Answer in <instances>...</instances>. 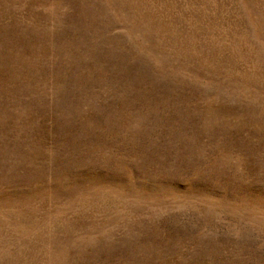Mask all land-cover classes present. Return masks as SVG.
<instances>
[{"label":"rangeland","instance_id":"obj_1","mask_svg":"<svg viewBox=\"0 0 264 264\" xmlns=\"http://www.w3.org/2000/svg\"><path fill=\"white\" fill-rule=\"evenodd\" d=\"M0 264H264V0H0Z\"/></svg>","mask_w":264,"mask_h":264}]
</instances>
